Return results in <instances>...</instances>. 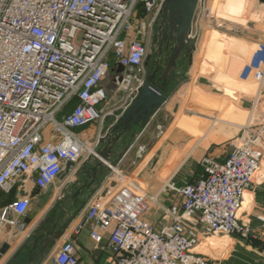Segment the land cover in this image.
I'll return each mask as SVG.
<instances>
[{"label": "built area", "instance_id": "1", "mask_svg": "<svg viewBox=\"0 0 264 264\" xmlns=\"http://www.w3.org/2000/svg\"><path fill=\"white\" fill-rule=\"evenodd\" d=\"M165 1L0 0V190L16 194L0 207V236L5 226L25 231L31 196L22 192L31 183L46 190L69 162L96 155L93 142L76 129L130 105L148 75L152 45L146 37H152ZM209 1L200 3L196 17L203 29L206 19L218 22ZM250 75L264 85V43L243 71ZM109 76L114 104L104 84ZM240 141L222 163L204 157V175L195 181L179 186L178 172L167 179L159 194L172 193L174 200L159 226L147 216L159 194L125 186L92 202L87 221L93 237L110 231L115 264H209L196 251L205 238L251 234L239 213L264 153L257 135L244 133ZM146 152L141 145L137 155ZM77 262L75 245L65 241L53 264Z\"/></svg>", "mask_w": 264, "mask_h": 264}, {"label": "crops", "instance_id": "2", "mask_svg": "<svg viewBox=\"0 0 264 264\" xmlns=\"http://www.w3.org/2000/svg\"><path fill=\"white\" fill-rule=\"evenodd\" d=\"M212 2L214 4L215 0ZM215 5L226 13L229 9L236 11L238 21L234 22V31H229V26L218 21V28L207 33L203 47L206 36L202 35L203 28L195 20L196 50L191 58L183 57L172 73L167 102L145 127L136 126L133 137L121 140L108 157V165L114 163V169L124 177L136 175L138 178H145L151 160L161 157L162 170L157 181L150 185L149 193L146 191L149 196L159 194L165 181L175 172H178L176 182L179 186L203 176L204 157L210 156L219 163L226 161L244 133L251 137L257 135V147L264 153V85L261 87L253 75L243 76L245 67L264 43V0H216ZM160 41L161 33L154 29L150 51L154 59ZM146 67L148 75L156 68L150 62ZM189 78L197 83L198 99L192 101V108H185L180 116L168 122L174 111L180 110L179 97L185 92ZM108 87L110 102L114 104L113 86L109 83ZM122 113L117 110L103 121L78 128L76 132L83 140L92 141L96 151L101 150L105 145L101 139ZM141 145L147 148L142 158L137 155ZM88 156L75 163L64 180L59 175L46 190L33 183L29 185L28 191L24 192L31 196V206L25 218L27 227L23 232L8 226L3 228L0 238L10 248L0 259V264H53L58 250L67 240L75 245L77 264H115L110 231L100 233L99 239L94 238L92 222L87 218L90 204L97 199L109 198L121 188L123 181L114 179V170L101 164L92 188L76 195L75 172ZM89 165H96V161L91 160ZM81 179L92 180L86 174ZM13 192L11 196L0 190V207L16 197ZM173 197L172 193L159 194L158 203L152 205L150 220L158 226L164 209L172 205ZM239 215L241 221L250 226V236L227 235L214 240L210 249L196 250L209 258V264H264V154ZM211 249L213 254L222 251L223 256L212 257L206 253Z\"/></svg>", "mask_w": 264, "mask_h": 264}, {"label": "water", "instance_id": "3", "mask_svg": "<svg viewBox=\"0 0 264 264\" xmlns=\"http://www.w3.org/2000/svg\"><path fill=\"white\" fill-rule=\"evenodd\" d=\"M203 1H165L160 15L162 35L156 59V68L150 75H147L130 105L124 110L105 137L101 139L105 143L104 147L101 150H95L96 155L90 154L87 160L78 167L75 172L76 179L74 180L76 195L81 191L85 192V190L92 188L97 179V169L101 164L107 165L112 170V167L108 165V157L115 151V147L128 136L132 135L133 137L136 126L145 127L167 102L169 98L167 87L172 73L178 68L179 61L183 57L191 58L196 50L198 34H194L193 31L198 8ZM165 43H167V46L164 50L163 44ZM152 57V53L147 55V64ZM117 70L122 72L124 67L119 65ZM91 160H95L96 165L90 166L89 162ZM111 165L113 166L114 163H111ZM75 166L74 162H69L65 171L60 174L61 179L64 180L71 168ZM83 174H86L92 180L90 182L88 180L83 181L81 179ZM22 194L25 193L23 192ZM9 248L10 245L8 243L2 245L0 248V259L8 252Z\"/></svg>", "mask_w": 264, "mask_h": 264}, {"label": "rangeland", "instance_id": "4", "mask_svg": "<svg viewBox=\"0 0 264 264\" xmlns=\"http://www.w3.org/2000/svg\"><path fill=\"white\" fill-rule=\"evenodd\" d=\"M210 7L212 8V12H214V14H215V16H217L218 18H217V20L219 21V22H221V19L223 18V17H225V18H227L228 20H231V21H233V22H237L238 21V15H235V10L233 9V11H231V9H229V13L227 14V13H223L222 12V10L220 9L221 7H218L217 9L215 8V5L213 4V2H212V0H210ZM215 4H216V2H215ZM221 11V12H220ZM198 13V12H197ZM204 23V27H205V29H203V32H202V35H205L206 37H205V39L203 40V44H202V46L203 47H205V42H206V40H207V33L208 32H210V31H212V30H214L215 31V29H217L218 28V26H217V24H215V25H210V21H208V19H206V20H204L203 21ZM160 24H161V20L159 19L158 20V22L156 23V25H155V27H154V29L156 30V31H158V28L160 27ZM209 25V26H208ZM234 25H232V26H230L229 25V31H231V32H233L234 31V28L235 27H233ZM209 27V29H207ZM209 34V33H208ZM149 39H151V36H150V34H148V36L146 37V40L148 41ZM152 50L154 51V48H152ZM201 58H202V56H201ZM201 58L199 59V61L201 60ZM198 61V62H199ZM193 76V75H192ZM254 81V80H253ZM112 81H111V77L109 76V78L106 80V82L104 83L105 84V86L107 87V89L109 88L108 87V84L109 83H111ZM190 83V84H189ZM256 83H258L257 81H256ZM186 84H187V86H186V90H185V92L184 93H181L180 94V97H179V103H178V106L180 107V110L179 109H177V110H179V111H174V114L173 115H171V117L170 118H168V122L169 121H171L172 119H176L178 116H180V113H183V110L185 109V108H192L193 106H192V101H196L198 98V95H197V93H196V84H195V81L194 80H192V79H188L187 80V82H186ZM188 102H189V104H188ZM175 115V116H174ZM183 120H184V118H182ZM186 123V122H185ZM186 126V125H185ZM189 126V125H188ZM145 156V155H144ZM161 157H159L158 159H156L155 157L151 160V164H150V166L148 167L149 168V171H147L146 172V175H145V173H144V177L145 178H138L136 175H133V176H131V177H129V176H126V177H124V180H123V182H121L120 184H121V187H129L131 190H133V191H135L136 193H146V191H147V193H149L148 191L150 190V185H152L153 184V182H155V181H157V175H158V173H160V171L162 170V168H161V166H160V164H159V159H160ZM112 176H114V175H112ZM114 179H117V177H116V174H115V176H114ZM155 179V180H154ZM167 181V180H166ZM165 181V182H166ZM165 184V183H164ZM164 184H163V186H164ZM163 186H162V188H163ZM120 188H118L116 191H118ZM115 191V192H116ZM49 194H52V192H49ZM112 195V194H111ZM110 195V196H111ZM108 199V198H107ZM150 212H152V207L150 208V210L148 211V218L149 219H151L150 218ZM216 236H219V234H217ZM221 236H226V234H221ZM225 238V237H224ZM220 239V238H219ZM223 239V238H222ZM214 248V247H213ZM212 248V249H213ZM212 249L211 250H207V252L206 253H209L212 257H215V256H223V253H222V251H220V254H213L212 253ZM218 250V249H217ZM227 252V251H226Z\"/></svg>", "mask_w": 264, "mask_h": 264}, {"label": "bare ground", "instance_id": "5", "mask_svg": "<svg viewBox=\"0 0 264 264\" xmlns=\"http://www.w3.org/2000/svg\"><path fill=\"white\" fill-rule=\"evenodd\" d=\"M215 2H216V0H215ZM214 5H215V3H214ZM215 8L217 9L218 7L215 5ZM221 12V11H220ZM223 13H226L225 11H222ZM228 14V13H227ZM228 21V22H227ZM221 22L223 23V24H225V25H227V26H232V25H234L233 27H235V25L236 24H234V22L233 21H231V20H227V18H225V17H223L222 19H221ZM246 194H247V192H246ZM245 194V195H246ZM224 237H228L227 235L226 236H221V234H219V236H216V235H214V236H211V237H208V238H205L204 239V241L201 243V244H199L197 247H196V250H204V249H210L211 248V244H212V242L214 241V240H217V239H221V238H224Z\"/></svg>", "mask_w": 264, "mask_h": 264}, {"label": "flooded vegetation", "instance_id": "6", "mask_svg": "<svg viewBox=\"0 0 264 264\" xmlns=\"http://www.w3.org/2000/svg\"><path fill=\"white\" fill-rule=\"evenodd\" d=\"M158 30H159V33H161V35H162V32H161V29H160V27L158 28ZM160 46V44H158V47ZM167 46V43H165V44H163V49L165 50V47ZM157 57H158V55H157ZM157 57H156V59H157ZM156 59H154L153 57H152V59H151V61H150V63L151 64H154V66H156Z\"/></svg>", "mask_w": 264, "mask_h": 264}, {"label": "trees", "instance_id": "7", "mask_svg": "<svg viewBox=\"0 0 264 264\" xmlns=\"http://www.w3.org/2000/svg\"><path fill=\"white\" fill-rule=\"evenodd\" d=\"M167 91H168V89H167ZM77 103V100H74L72 103H71V105L68 107V110H70L73 106H74V104H76ZM14 192H11L10 193V195L12 196V194H13ZM13 200V199H12Z\"/></svg>", "mask_w": 264, "mask_h": 264}]
</instances>
